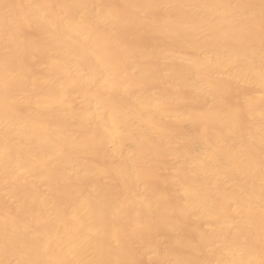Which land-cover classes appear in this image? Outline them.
<instances>
[{
  "label": "bare ground",
  "instance_id": "1",
  "mask_svg": "<svg viewBox=\"0 0 264 264\" xmlns=\"http://www.w3.org/2000/svg\"><path fill=\"white\" fill-rule=\"evenodd\" d=\"M263 40L264 0H0V264H264Z\"/></svg>",
  "mask_w": 264,
  "mask_h": 264
},
{
  "label": "rangeland",
  "instance_id": "2",
  "mask_svg": "<svg viewBox=\"0 0 264 264\" xmlns=\"http://www.w3.org/2000/svg\"><path fill=\"white\" fill-rule=\"evenodd\" d=\"M104 2H105V1H104ZM106 2H107V0H106ZM157 10H158V9H156V10H154V11H151V12H149V13H155L156 16H158V15H159V16H160V15H163L164 18H165L166 16H168V14H167L166 11L162 12V10H161V12H158ZM159 10H160V9H159ZM149 13H147V15H148L149 17L154 18L155 14L153 15V14H149ZM159 13H160V14H159ZM161 13H162V14H161ZM160 17H161V16H160ZM158 18H159V17H157V18L155 17V19H158ZM159 19H162V18H159ZM25 29H28V27H26ZM23 31H25V30H22V32H23ZM142 31H144V30H142ZM126 32H128V31H126ZM23 33L25 34V32H23ZM23 33H22V34H23ZM129 33H130V32H129ZM29 34H30V32H29ZM29 34H28V35H29ZM124 34H125V33H123L122 36H123ZM127 34H128V33H127ZM133 34H134V33H133ZM144 34H146L147 37H146V36L143 37ZM148 34H149V33H148ZM148 34H147V32H145V33L140 32L139 34L136 33V34H135L136 36H135V35H128V36H129L130 38H132V39H133V38H134V39L137 38L138 40L136 39L137 41L135 40L134 42H135V43H138V44H141V43H142V45L145 46V47H148V45H150V44L153 45V43H155L156 46H157V45L159 46V47L157 46L156 48H160V47H166V48H167V47H169V46H172V47H173V45H174V44H171V43L167 44L169 41H168L163 35L154 34V37H152V36L149 37ZM25 35H26V34H25ZM28 35H27V36H28ZM30 35H31V34H30ZM140 35H141V37H139ZM150 35H153V34H150ZM125 36H127V35H125ZM125 36H124V37H125ZM131 36H132V37H131ZM155 36H156V37H155ZM124 37H123V38H124ZM126 38H127V37H125V39H126ZM140 38H141V41L139 42ZM128 39H129V38H128ZM128 39H127V40H128ZM134 39H133V40H134ZM145 39H146V40H145ZM133 40H132L131 42H133ZM151 40H153V41H151ZM164 40H165V41H164ZM147 41H148V42H147ZM263 41H264V40H263ZM129 42H130V41H129ZM131 42H130V43H131ZM156 42H158V43H156ZM143 43H145L147 46H146L145 44H143ZM142 45H141V46H142ZM165 45H167V46H165ZM176 45L178 46L179 44H175V46H176ZM261 45H263V43H262ZM134 46H135V45H134ZM139 46H140V45H139ZM139 46H137V47H139ZM143 46H142V48H143ZM150 46H151V45H150ZM154 46H155V45H154ZM154 46H153V48H154ZM175 46H174L172 49H174ZM148 48H149V47H148ZM153 48H151V49H153ZM176 48H178V49H176ZM176 48H175V51H177V52H178V51H179V52L181 51V50L179 49V48H181V47H176ZM146 49H147V48H146ZM151 49L149 48V50H151ZM170 49H171V48H170ZM147 50H148V49H147ZM182 50H183V49H182ZM181 52H182V51H181ZM179 54H180V53H179ZM37 61H39V60H38V59H32V60H29V66H28V67L31 66L32 71L34 70L33 72H35V70H36L35 67H36V62H37ZM30 62H31V63H30ZM31 69H29V70H31ZM230 70H231V68H230ZM155 83H157V82H154L153 84L151 83L150 85H152V86H149V87H148V84H147L146 87H148V90H149V88H153V87H154V89H155V87H157V90H159V89H160L159 87L163 86V85H162V82H159V83L161 84V86H160V85H155ZM154 85H155V86H154ZM144 87H145V86H144ZM144 87H143V88H144ZM146 89H147V88H146ZM146 89L144 88L143 90L146 91ZM154 89H153V90H154ZM177 89H179V88H177ZM177 89H176V90L174 89V90H175L174 92H175L176 94L182 92V90H177ZM182 89H183V88H182ZM249 89H250V91L253 93L254 90H252L251 88H248V90H249ZM141 90H142V89H141ZM151 90H152V89H151ZM153 90H152V91H153ZM155 90H156V89H155ZM176 91H177V92H176ZM227 91H228V89H227ZM227 91H226V92L222 91L223 94H224L223 101H224L226 104H228L230 107H231V106L234 107V105H236V107H238V106H237V105H238V102H239V98H238V97L240 96V92H239L238 90H237L238 92L236 91L237 93H239V95L237 96V93L235 94L234 98L237 96V99L235 100V99L231 96L232 94H234L235 90H234V91H233V90H229L228 93H227ZM232 92H233V93H232ZM246 92L248 93L247 90H246ZM251 92H249V94H251ZM184 93H186V92L183 91V94H184ZM254 93H256V90L254 91ZM176 94H175V95H176ZM223 94L221 95V97H223ZM185 95H186V94H184V95H180V94H179V96H181V97H182V96H185ZM226 95H227V96H226ZM229 97H230V98H229ZM226 98H228V99H226ZM77 100H78V101H77V104H78L79 106H81V104L83 103V101L81 102V99H80V97H79L78 95H77ZM221 100H222V98H221ZM223 101H222V102H223ZM235 101H236V102L238 101V102L236 103ZM231 102L234 103V104H231V105H230ZM225 103H223V104L226 105ZM183 105H184V104H182V106H183ZM189 105L192 106V104H186V108H187V106H189ZM177 106H178V105H177ZM190 106H189V107H190ZM179 107L182 108L181 106H179ZM184 108H185V106H184ZM243 117H244V122H245V120H248V119H245V115H243ZM246 118H247V117H246ZM242 121H243V120H242ZM187 122H188V121H187ZM187 122H185V124H181V125H183L182 127L184 128L185 133H186V130H187L188 133H193L196 129H198V128H196L197 126L195 127V125H194L193 123H191V122H188V123H187ZM171 123H173V122H171ZM173 125H175V124H173ZM173 125L169 124L170 128H171L172 130L177 129V128L175 127L177 124L174 126L175 128L173 127ZM171 126H172V127H171ZM177 126L180 127V124L177 125ZM179 127H178V128H179ZM173 128H174V129H173ZM180 128H181V127H180ZM180 128H179V129H180ZM182 130H183V129H182ZM182 130H181V132H183ZM174 131H175V130H174ZM175 132H176V131H175ZM126 144H127L126 146H127L128 148L131 147L130 142H128V143H126ZM129 144H130V145H129ZM129 146H130V147H129ZM172 147H173L172 145H168V146H167V156L164 157V156L161 155L162 158H161V157L159 158V161H160V162L164 161L165 158L168 159V161L166 160V162L168 163V167H165V169H166V168L169 169V170H167V172L170 171V169L172 168V167L169 168L170 166H172V165L169 166V164H170V163L172 164V162H174V163H173L174 165H175V164H179V165H181V166L183 165V167H185V168H186V166H187V168H186L187 170H192V169L194 168V164H193V163H189V162H187V163H180V162H181V159H180V158H177V156H176L175 154H173V152L171 151ZM169 148H171V149H169ZM197 151H202V148H201V147L197 148ZM169 153H170V154H169ZM170 155H171V156H170ZM173 157H174V159H173ZM163 158H164V160H161V159H163ZM99 159H100V158H99ZM177 159H178V160H177ZM176 160H177L178 162H177ZM166 162H165V164H166ZM163 164H164V163H162V165H163ZM165 164H164V166L167 165V164H166V165H165ZM162 165H160V166L162 167ZM163 168H164V167H163ZM163 168L160 169V167H159V170H157V171L155 172V173H156V176H160V175H161V177L164 178V174H165L166 172L163 174V172H162ZM165 169H164V170H165ZM164 170H163V171H164ZM165 175L167 176L168 174H165ZM227 177H228V176H225V177H224V180L226 181V182H225V183H226V187L229 188V187H231V185H232V180L229 179L230 177H228V178H227ZM109 178H110V177H109ZM107 179H108V177H107ZM107 179H106V177H105V179L102 178V181L104 180V183H106L105 180L107 181ZM159 179H161V178H160V177H159V178L157 177V180H159ZM108 180H109V179H108ZM153 180H154V178H153L151 181L153 182ZM228 180H229V181H228ZM164 181H166V179H165ZM230 181H231V183H230ZM108 182H109V181H108ZM110 182L112 183V185H114V184H118V183H119V184H122V183H120L118 180L116 181L115 179H114V184H113V180H111ZM157 182H158V184H157ZM160 182H161V183L163 182L162 179H161V181H156V178H155V182H154V183H150V184H152L151 187L153 186L152 189L156 188V189H154V190L157 191L159 188H161V187H159V186H162L161 189H164V188H165V189H164V191L162 190L161 193L164 194V196H165L166 193L168 194V195L166 194L167 196H165V198L167 197V200L177 199V198H176L177 196L175 197L176 189H175L174 187L170 186L168 183H167V184H164V185H167V186L169 185L167 188H166V186L162 185L163 183H162L161 185H159ZM155 183H156L157 185H159V186H157ZM165 183H166V182H165ZM119 184L117 185V187H113V186H112V187L115 188L116 190L119 189V193L121 192V189H122V190H125V191H123V193L126 192V191H127V190H126L127 188L125 189L126 186H125L124 184H122V185H121V189H120V188H118ZM227 184H228V185H227ZM109 185H110V184H109ZM115 186H116V185H115ZM119 187H120V186H119ZM123 187H124V188H123ZM157 187H158V189H157ZM117 188H118V189H117ZM173 188H174V189H173ZM165 190H166V191H165ZM173 190H174V191H173ZM117 192H118V191H117ZM121 193H122V192H121ZM123 193H122V194H123ZM174 193H175V194H174ZM170 195H171V196H170ZM11 204H13V206H14V205L16 206V204H15L14 202H11ZM2 205H3V204L0 203V211H1V208L3 207ZM49 207H50V205H48V206L46 207V209L48 208V209H47L48 211H50V209H51V207H50V208H49ZM4 208H5V206L2 208V211L6 212V211L4 210ZM2 211H1V212H2ZM4 212H2V213H4ZM174 216H175V215H174ZM176 217H177V216H176ZM176 217H175V218H176ZM178 217H180V216H178ZM178 217H177V218H178ZM182 218H183V217H180V219H182ZM180 219H176V221H177V220L179 221ZM186 219H187V218H184V220H186ZM182 220H183V219H182ZM182 220H180L181 222L179 221L180 223H182V224H179V225H180V226H179V227H180V230H179V227L176 226V228H177L176 230H179V231H178L179 234L177 233L176 230L174 231V232H176V234H177L176 236H177V237H188V238L190 237L191 239H192V238H193V239H196L195 237H197V235L195 236V234H196V233H194L195 230L193 231V228H192V224H193V223H194V224H193V225H194L193 227H196V226H195V222H194L191 218H188L187 220H188V221L190 220L191 223L189 224V222L186 221V222L189 224V225H187V223H186L185 221H184L185 223H183ZM192 221H193V223H192ZM179 222H178V223H179ZM201 223H202V222H201ZM201 223H200V222H199V223H196V225L198 226V224L200 225ZM184 224H185V226H184ZM202 225H203V226H202ZM182 226H183V227H182ZM208 226H209V223H208V221L205 220V221H203V223L200 225L201 228H200V227H198V228H199V229H202V230H206V229L208 228ZM189 227H190V228H189ZM202 227H203V228H202ZM205 227H206V228H205ZM204 228H205V229H204ZM188 229H189V230H188ZM194 229H195V228H194ZM190 230L192 231V234H191V231H190ZM136 232H137V231H136ZM136 232H133V233H136ZM138 232H139V233H137L138 235H137V234H136V235L134 234V236L137 237V238H136V237H135V238H136L137 240L140 239V242H144V241L147 242V241H146V238H147L150 234L147 235L146 232H145V234H144V233L142 234V233H141L142 231H138ZM189 232H190V233H189ZM181 233H182V234H181ZM193 233H194V234H193ZM174 234H175V233H174ZM184 234H185L186 236H185ZM187 234H191V235H188V236H187ZM181 235H183V236H181ZM154 236H155V235H154ZM174 236H175V235L171 234V237H174ZM142 237H143V238L145 237V238H144V241L142 240V239H143ZM151 237H153V236L151 235V236H150V239H151ZM141 238H142V239H141ZM163 239H164V238H161V239H160V242H159V240H157V239H156V240L158 241V244H160L159 246H160V247L162 246L163 248H162V247H161V248H162V249H165V247H167V244L165 243V242H167V239H164V240H163ZM147 240H148V239H147ZM162 240H163V241H162ZM138 241H139V240H138ZM152 242H153V238L151 239L150 243H149V241H148V244H151ZM130 243H132V244H129V243H128V246H127L126 248H127L128 250H133L134 243H133V242H130ZM130 245H132V247H131ZM164 245H165V247H164ZM135 246H136V244H135ZM151 252H152V251H151ZM132 253H133V256H134L135 254H136V255L133 257V260H129L130 258H132V255H131ZM131 254H130L131 257H129V259H128L124 264H131L130 262H132V264H133V262H135L134 264H137V262H138V264H148V261H151V260H152V262H150V263H154V264H178V263H176L172 258H169V257H168L167 259H165V260H159V259H156V258H153V259H152V257L155 256L154 253H151V254H150L152 257H151V259L147 258V260L149 259L148 261L145 259V257L143 258V256H142L141 258H140V256H137V255H138L137 253L134 254V252L131 251ZM143 259H144L145 262L143 261ZM169 259H170V260H169ZM154 260H156V261H154ZM168 260H169V262H168ZM146 261H147V262H146ZM128 262H129V263H128ZM141 262H142V263H141ZM157 262H158V263H157Z\"/></svg>",
  "mask_w": 264,
  "mask_h": 264
}]
</instances>
